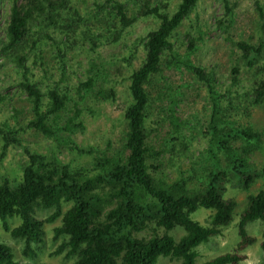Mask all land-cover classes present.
<instances>
[{"label":"trees","instance_id":"obj_1","mask_svg":"<svg viewBox=\"0 0 264 264\" xmlns=\"http://www.w3.org/2000/svg\"><path fill=\"white\" fill-rule=\"evenodd\" d=\"M199 1L180 0L173 12L167 10L166 2L159 0L93 1L95 12L92 19L84 23L88 29L83 35H88L90 26H95L97 30L89 37L94 44L99 39L118 40L121 33L140 17L154 15L159 24L143 38V61L130 75L132 101L125 109L126 129L120 148L112 153L98 150L90 169L73 167L28 151V162L23 166L20 181L0 177V222L12 237L24 241L25 254L35 255L32 246L43 241L44 224L54 222L58 217H61V224L55 227V237L61 238L62 242L54 254H63V258L71 259L72 264H157L161 256L180 260L181 264H239L245 258L240 254L241 250L257 241L249 235L247 224L260 220L264 237V187H261L248 195L238 222L240 242L235 249L203 262L197 260V248L220 234L235 214L236 200L224 196L228 175L247 191L257 178L264 177V165L261 169L254 167L248 153L255 149L253 145L260 147L264 142V123L262 127L253 123L235 128L229 125L228 114L232 107H224L221 103L223 95L217 94L215 71L193 63L189 57L196 48L194 38H190V52L183 60L174 51L171 38ZM223 2L226 14L232 16L225 26L228 28L234 22L235 2L232 5L230 0ZM255 4L263 19L262 35L236 41L240 57L250 67L260 64L264 56V9L260 0H255ZM82 20L80 9L73 0L10 2L5 36L0 35V56L8 53L20 66L19 72L22 69L21 90L27 94L33 112L27 128L46 137L56 136L59 127L53 124L61 119L72 99L55 87H49L45 94L39 83L27 74V56L36 50L35 60H44V44L50 40L58 45L59 36L60 43L71 39L75 44L76 41L72 40L78 39L77 30ZM58 49L62 53L60 57H64L66 52ZM183 65L196 82L209 91L211 113L205 134L218 141L217 148L223 152L221 156L212 157L216 162H211L210 168L206 166L207 157L192 158L191 163L200 164V169L196 170L192 166L187 169L184 163L177 168L172 159L174 166L166 173L163 159L167 153V140L160 134L165 118L157 120L156 126H148L152 97L147 85L163 70L162 66L180 68ZM258 69L261 70L256 75L264 71V63ZM239 75L240 67L235 63L231 69V87L240 82ZM93 83L94 77L80 81L77 86L79 95L86 96ZM165 86L167 89L171 87L169 84ZM165 94L170 98L168 110L173 112L177 99L164 91L158 95L162 102ZM94 96L109 99L115 97V92L99 88ZM2 99L0 95V101ZM263 102L264 79H260L245 91L246 113H250L252 106ZM76 111L73 117L65 119L61 127L63 131L75 133L84 128L81 121L75 122L79 115V110ZM170 117L175 132H179L183 121L176 122L173 114ZM9 128L8 124L0 125L3 152L11 141L16 140L13 137L16 129ZM173 138L179 141V155H182L186 143L180 140V136ZM234 139H238L237 145H233ZM77 149L80 153L94 152L92 148ZM171 151L178 152L174 147ZM202 208L211 210L206 225L193 217ZM37 209L51 210V213L39 219ZM14 218H19L20 223L12 227ZM177 227L184 230L178 240L171 233ZM148 229L150 232L139 236ZM261 247L264 248V239ZM0 264H19L12 247L1 240Z\"/></svg>","mask_w":264,"mask_h":264},{"label":"rangeland","instance_id":"obj_2","mask_svg":"<svg viewBox=\"0 0 264 264\" xmlns=\"http://www.w3.org/2000/svg\"><path fill=\"white\" fill-rule=\"evenodd\" d=\"M73 1L84 18L77 30L78 39L72 40L76 43L73 44L71 39L60 43V36L59 39L57 38L58 45L47 40L48 44H44V60L41 58L35 60L36 50L29 52L26 60L27 74L39 83L45 94L49 87H55L72 99L62 113L61 119L57 120V124H53L54 127H59L54 138L27 128L33 112L30 110L27 94L21 90L22 69L19 72L20 66L16 65L8 53L0 56V95L3 98L0 101V125L8 124L9 129H16L13 135L16 140L10 142L5 152L2 147L4 141L0 138V177L7 176L12 182L22 179L23 166L28 162V151L46 155L50 159H58L73 167L86 166L90 169L93 167L94 158L99 154L98 150L112 153L120 148L124 139L126 129L124 113L132 101L129 91L130 75L143 61L145 54L143 38L149 31L156 28L159 19L154 15L140 17L121 33L118 40L99 39L94 44L89 37L97 30L95 26H90L88 35H83V31L88 29L84 23L91 20L95 12L94 0ZM159 1L166 2L167 10L173 12L180 0ZM10 2L11 0H0L1 37L5 36ZM234 2V22L226 28L232 16L226 14L223 0H200L195 10L178 26L171 41L174 51L179 53V58L183 60L190 52L188 48L190 38H194L196 48L190 52L189 57L193 63L215 71L218 79L217 94L223 95L221 103L224 107H232L228 114V119L231 121L228 122L229 125L235 128L253 123L257 127H262L264 102L252 106L250 113H246L245 91L250 90L260 79H264V71L258 75L255 74L261 70L258 68H261L264 63V56L260 64L250 67L240 57L241 52L236 41L250 36L256 39L262 35L260 26L263 19L255 7V0H230V5ZM260 3L264 9V0H260ZM160 5L163 8L162 4ZM223 20L224 23H221ZM59 47L66 52L62 58ZM235 63L240 67V82L237 86L231 87V69ZM162 68L163 70L150 80L147 87L152 97L148 126H156L157 120L165 118L160 130L161 137L167 140L163 170L167 173L166 170L174 166L173 160L177 168L184 163L187 169L190 166L194 170L200 169L199 162L191 163V159H197L198 156L207 157L206 166L210 168L211 162H216L214 158L221 156L223 151L217 148L218 141H213L209 135L205 134L211 113L209 91L196 82L184 65L180 68L169 66H162ZM88 77H94L93 88L86 92V96L81 97L77 89L78 83ZM166 84L171 87L167 89ZM99 88L112 89L115 97L97 99L94 93ZM228 88H230L229 93ZM164 91L177 99L173 112L168 110L170 98L167 94L165 95L168 97H162L163 102L158 98V95L163 94ZM77 109L79 115L75 122L81 121L84 128L75 133L63 131L61 127L64 126L65 119L73 117ZM171 114L176 122L183 121L179 132L174 130V124L170 121ZM174 136L182 137L180 140L187 145L182 155H179L180 144L179 141L173 140ZM158 139L156 138L157 142ZM237 144L238 139H234L233 145ZM77 147L92 148L94 152L80 153ZM173 147L177 149V154L175 151L172 153ZM253 148H255L253 151L248 152L249 158L254 167L261 169L264 165V142L260 147L253 145ZM235 183L236 181L228 175L224 196L227 199H235L238 204L233 219L222 228L220 234L213 236L208 243H203L197 248L198 262L235 249L240 242L238 222L248 202V195L264 187V177L257 178L248 191ZM50 213L51 210H36L39 219L45 218ZM210 214L211 210L202 208L194 213L193 217L206 225ZM19 223V218L11 221L12 227ZM60 224L61 217L54 222L44 224L43 241L32 246L35 251L34 256L23 252L24 241L12 237L1 222L0 240L12 247L19 264H72V260L64 259L63 254H54L62 242L61 238L55 237V227ZM246 228L249 235L257 238V241L241 250L240 254L245 258L239 264H260L264 262V248L261 247L264 239L262 222L254 220L249 222ZM148 231L149 229L139 233V236H144ZM161 231L162 229H159V232ZM171 233L178 240L184 234V230L177 227ZM157 264H181V261L161 256Z\"/></svg>","mask_w":264,"mask_h":264}]
</instances>
